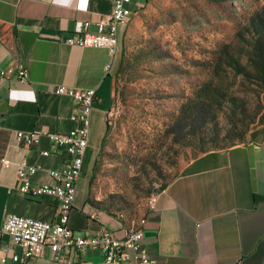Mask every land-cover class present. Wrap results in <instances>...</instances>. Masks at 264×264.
<instances>
[{"label": "crops", "instance_id": "crops-1", "mask_svg": "<svg viewBox=\"0 0 264 264\" xmlns=\"http://www.w3.org/2000/svg\"><path fill=\"white\" fill-rule=\"evenodd\" d=\"M115 0H0V71L22 63L26 82L10 75L0 84V228L7 213L55 221L59 200L22 196L17 163L28 159L42 168L34 183H50V171L68 167L70 155L47 137L28 148L17 140L19 131L66 133L75 127L71 116L77 103L58 95L55 87L66 85L96 89L91 115L87 158L77 183L69 224L79 235L101 230L123 236L134 219L122 220L90 202L91 164L106 125L113 78L123 67L125 39L133 18L150 0H131V16L119 27L114 54L104 48H80L65 43L68 33L89 21V32L99 33L97 22L112 9ZM109 66V70H107ZM49 151L44 156L43 152ZM85 156V158H86ZM10 160L5 166L2 159ZM136 220L144 229L143 243L154 264H264V125L248 141L227 149L212 150L192 161ZM22 255L11 236L0 232V264H18ZM73 248L70 257L76 259ZM47 247L27 264H52ZM79 264H104L103 254L88 248ZM136 264V263H130Z\"/></svg>", "mask_w": 264, "mask_h": 264}, {"label": "rangeland", "instance_id": "rangeland-1", "mask_svg": "<svg viewBox=\"0 0 264 264\" xmlns=\"http://www.w3.org/2000/svg\"><path fill=\"white\" fill-rule=\"evenodd\" d=\"M261 23L264 0H150L142 8L91 164L93 206L138 220L193 160L264 125L254 51Z\"/></svg>", "mask_w": 264, "mask_h": 264}, {"label": "built area", "instance_id": "built-area-1", "mask_svg": "<svg viewBox=\"0 0 264 264\" xmlns=\"http://www.w3.org/2000/svg\"><path fill=\"white\" fill-rule=\"evenodd\" d=\"M131 0H115L111 11L97 26L99 33L89 32L91 23L86 21L78 25L74 31L65 37V43L80 48H104L114 54L119 43V27L126 23L131 16ZM109 70V66H107ZM10 75H14L20 82L28 79L27 68L19 63L0 71V84ZM58 95H69L77 103V109L71 116L75 127L66 133H51L41 131H19L17 140L28 148L40 143L42 137H47L56 146L66 149L70 158L68 167L63 170L50 171V183H34L32 177L42 168L40 164H31L24 158L17 163V173L20 180L19 193L28 199H40L45 195H52L59 200V209L55 221H41L13 213L4 217L0 232L11 236L17 247L22 249V255H14L13 260L18 264H27L31 259L40 257L48 247L51 252L52 264H79L80 256L88 248H96L103 254L104 264H154L156 261L149 255L143 243L144 229H137L134 219L133 231H125L123 236H116L106 229L91 235H79L70 226V213L74 207L77 183L82 176L84 161L89 146L91 115L93 105L97 99L96 89H82L58 85L55 87ZM44 156L49 151L43 152ZM5 166L10 160L4 158ZM153 198L151 206L156 203ZM75 248L77 258L70 257ZM6 262L5 258L1 263Z\"/></svg>", "mask_w": 264, "mask_h": 264}, {"label": "trees", "instance_id": "trees-1", "mask_svg": "<svg viewBox=\"0 0 264 264\" xmlns=\"http://www.w3.org/2000/svg\"><path fill=\"white\" fill-rule=\"evenodd\" d=\"M260 26H261V31H260V35L257 37L255 41L254 51L257 54L256 55L257 56V66L259 68V71L264 81V24L261 23ZM93 178H94V175L92 173L91 178H90V183H89L90 187L92 186Z\"/></svg>", "mask_w": 264, "mask_h": 264}, {"label": "bare ground", "instance_id": "bare-ground-1", "mask_svg": "<svg viewBox=\"0 0 264 264\" xmlns=\"http://www.w3.org/2000/svg\"><path fill=\"white\" fill-rule=\"evenodd\" d=\"M125 231H133V227H129L127 230Z\"/></svg>", "mask_w": 264, "mask_h": 264}]
</instances>
